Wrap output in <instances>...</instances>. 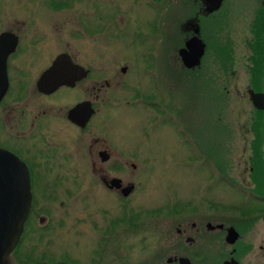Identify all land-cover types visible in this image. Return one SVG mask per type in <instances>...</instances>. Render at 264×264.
I'll return each instance as SVG.
<instances>
[{"label":"flooded vegetation","instance_id":"1","mask_svg":"<svg viewBox=\"0 0 264 264\" xmlns=\"http://www.w3.org/2000/svg\"><path fill=\"white\" fill-rule=\"evenodd\" d=\"M206 2L189 0L190 16L177 23L172 0H0V189L25 169L31 193L24 231L2 264H106L118 261L104 259L121 256L119 246L133 248L136 234L146 261L154 255L153 235L161 239L156 256L171 250L165 264L181 258L190 264H264V208L244 210L238 225L210 215L205 227L169 225L157 232L146 210L138 214L140 224L133 221L134 178L146 167L148 136L146 129H125L120 112L148 106L170 120L173 99L153 80L155 58L164 54L174 70L193 72L183 67L179 50L194 29L206 45L204 26L213 25L218 13L225 12L221 19L230 26L240 19L237 10L250 9L254 17L264 9V0H223L207 14ZM146 8L153 12L152 31L146 30ZM158 37L160 43L185 38L170 51L146 49V41ZM176 132L194 148L184 131ZM252 199L264 204L255 193ZM230 228L238 234L234 243ZM200 234L206 251L193 249ZM27 235L29 254L23 248Z\"/></svg>","mask_w":264,"mask_h":264},{"label":"rangeland","instance_id":"2","mask_svg":"<svg viewBox=\"0 0 264 264\" xmlns=\"http://www.w3.org/2000/svg\"><path fill=\"white\" fill-rule=\"evenodd\" d=\"M177 1L172 0L171 20L174 22L177 20L178 23V19L184 20L190 16V8L187 3L189 0H180L183 7L179 12ZM232 1L234 0H227L228 3ZM236 12L240 19L231 20L230 26L229 22L227 24V21L225 23L221 19L225 12L215 16L213 25L207 29L208 23L204 26L202 37L208 48H205L207 51L201 65L193 72L181 71L179 68L174 70L170 59L164 57V54L155 58L156 74L153 75V80L160 88L171 94L173 106L168 103L167 105L170 110L176 112L172 120L163 121L164 114L148 106L146 110L138 107L134 110L123 109L120 112V119L127 124L125 129H132L135 132L146 129L148 136L146 167L134 178V182L138 184V192L133 201L135 226L140 224L138 221L141 217L139 218L138 214L143 215V210L150 212L149 225L158 232L162 228L164 231L169 225L186 227L195 223L205 227L212 215L227 223L238 225L237 222L241 221V207H245V210L264 208V204L256 205L252 199L255 186L251 183L249 175L252 169L251 142L254 139L252 124L255 122V109L249 100L247 90L253 89L250 85V72L253 68L250 62L252 56L250 35L256 14L253 17L251 10ZM152 15L153 12L146 8L148 31L152 28ZM184 38H173L162 43L159 37L151 38L150 41H146V49H150L151 46L163 52L177 49L183 46ZM225 54L229 62L223 60ZM149 80L146 73L147 90ZM174 82H177V86ZM245 83L247 87L244 88ZM256 90L258 91L255 92L264 93V78L260 88ZM177 130L184 131L189 140H193V149L184 143L183 138L178 137ZM260 134L262 141L259 151L264 160V116ZM139 161L144 163L143 158ZM261 165L264 168V164ZM258 172L261 176L264 174L261 169ZM262 192L264 187L261 194H258L264 198ZM247 194L249 196H245ZM142 195H146L144 201ZM203 231L205 232V229ZM29 237L30 235H27L23 244L28 254L30 248L27 247L31 244ZM160 241L159 237L150 236L149 250L153 251L154 255L149 259L153 258L156 261H146V247L140 245L141 239L136 234L131 241L134 243L133 248L119 246L121 256L104 259L118 258V261L104 263L165 264L171 250L160 251V255L156 256L155 253L159 250L157 243ZM196 242L193 249L206 251V238L203 234L199 235ZM79 249L73 248L72 253L77 254L75 251H80ZM60 252L62 251L53 250L55 255ZM122 256L126 261H122L124 259ZM75 257H79V254Z\"/></svg>","mask_w":264,"mask_h":264},{"label":"water","instance_id":"3","mask_svg":"<svg viewBox=\"0 0 264 264\" xmlns=\"http://www.w3.org/2000/svg\"><path fill=\"white\" fill-rule=\"evenodd\" d=\"M223 0H207L205 12L212 14L218 11L222 6ZM194 35L188 39L184 47L179 50L183 67L193 70L201 65L205 54V43L199 38V29H194ZM58 85L65 84L64 80L57 82ZM249 100L253 108L257 111H264V93L255 92L249 88L247 90ZM25 169H17L12 178H6V186H2L0 192V263L9 261V256L17 246L24 231V224L27 220L31 207V193L29 179ZM133 189V185L125 190V196H128ZM238 234L230 228L228 232V241L234 243ZM170 263L171 261H167ZM180 264H190L185 259H179Z\"/></svg>","mask_w":264,"mask_h":264},{"label":"trees","instance_id":"4","mask_svg":"<svg viewBox=\"0 0 264 264\" xmlns=\"http://www.w3.org/2000/svg\"><path fill=\"white\" fill-rule=\"evenodd\" d=\"M251 34H252V43L250 44V49L252 56L250 62H252L253 68L251 69L250 72V80H251L250 85L254 91H258L256 89L260 88L261 81L264 78V9L256 13L254 21L251 25ZM227 57H228L227 54H225L223 60H227L228 59ZM254 114H255V122H253L252 124L254 139L251 142V147L253 149V153L251 157L252 172L249 171V175H250L251 183L255 186L253 192L258 195L261 194V190L264 187V174H262L261 176L260 172H258L259 169H261V171L264 172L263 165H261L264 164L263 163L264 160H262L261 151H259L262 141L260 132L263 126L264 111L254 110ZM231 185L234 186L232 182ZM239 209L240 208H237V210ZM244 210L245 207H241L240 212H243ZM170 212L171 211H168V213Z\"/></svg>","mask_w":264,"mask_h":264},{"label":"bare ground","instance_id":"5","mask_svg":"<svg viewBox=\"0 0 264 264\" xmlns=\"http://www.w3.org/2000/svg\"><path fill=\"white\" fill-rule=\"evenodd\" d=\"M228 2H229V1H228ZM234 3H235V2H234ZM227 7H228V5H227ZM227 7H226V8H227ZM236 7H237V6H236ZM232 8H233V7H232ZM238 8H239V7H238ZM224 9H225V8H224ZM224 9H223V11H224ZM227 9H228V8H227ZM225 10H226V9H225ZM228 10H229V9H228ZM230 10H232V9H230ZM249 10H250V9H249ZM244 11H245V10H244ZM226 12H227V11H226ZM231 13H233V12H231ZM251 14H252V12H251ZM227 15H228V14H227ZM229 16H230V15H229ZM234 16H236V15H234ZM226 17H227V16H226ZM226 17H225V18H226ZM233 19H234V18H233ZM238 19H239V18H238ZM236 20H237V19H236ZM233 21H234V20H233ZM237 21H238V20H237ZM249 21H250V20H249ZM230 22H231V21H230ZM233 23H235V22H233ZM246 31H247V30H246ZM244 32H245V31H244ZM247 32H248V31H247ZM244 34H245V33H244ZM247 34H248V33H247ZM253 34H254V33H253ZM239 59H240V58H239ZM236 61H237V60H236ZM241 65H242V63H241ZM237 68H238V67H237ZM256 68H257V67H256ZM241 87H242V86H241ZM245 87H247V86H246V83H245V85H244V88H245Z\"/></svg>","mask_w":264,"mask_h":264}]
</instances>
